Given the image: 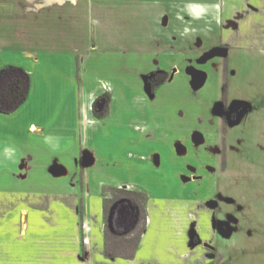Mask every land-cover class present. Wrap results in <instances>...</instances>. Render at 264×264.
<instances>
[{
    "label": "rangeland",
    "instance_id": "1",
    "mask_svg": "<svg viewBox=\"0 0 264 264\" xmlns=\"http://www.w3.org/2000/svg\"><path fill=\"white\" fill-rule=\"evenodd\" d=\"M112 8L109 5V9ZM76 16L71 18H78ZM86 17L91 19L94 31H98L101 17L94 13ZM122 17V33L134 28L127 25V21L133 20L135 25L141 18L131 9ZM114 18V13H106L107 31L113 28ZM110 39L114 38L107 37L102 42L97 37L95 42L74 46L79 64L61 47L56 50L55 57L39 52L30 56L19 49H0V64L19 61L31 73L32 85L29 98L19 109L9 115L0 109V146L14 148L23 143L26 148L38 149L39 139L34 131L29 132V126L36 124L41 130H61L62 123L70 117V130L77 135L76 146L90 149L86 155L88 166L100 158L103 172H98L104 174L101 179L114 174L124 183L90 188L91 201L103 200L104 214L95 217V223L105 234L109 232L111 254L130 255L145 228L142 223L136 230L121 234L131 218L129 203L123 214L116 213L114 226L111 225L117 204L128 201L121 199L129 197L123 192L126 182L129 185L135 181L136 185L127 188L139 192L138 203L146 209L149 203L152 205L170 195H178V184L187 180V183L197 181L195 185L199 186L190 184L183 193L187 196L192 193L211 208L215 203V220L228 225V230H235L230 238L218 239L226 255L219 253L214 264L221 263L224 255V264H264V10L256 14L245 29L233 31L229 44L221 40L209 47L199 42L191 43L182 48L183 55L179 54L174 42L167 48L175 56L163 58L156 53L155 56L148 54L154 48L152 44ZM135 52L138 57L133 56ZM82 57L86 60L82 61ZM10 66H3L0 72L4 73ZM110 71L116 74V82L101 79L109 77ZM155 74L160 77L155 91L149 93L146 88ZM97 81L106 92L96 98L89 97L92 84ZM102 96L110 98V103L98 108L94 104ZM227 106L241 107L229 111L230 117H236L243 110L239 121L229 125L224 122L222 112ZM89 112L99 119L90 121ZM138 125H147L149 130L138 134L146 129ZM130 138L136 142L133 144ZM160 150H172L179 155L169 156L171 165L164 169L166 174L178 177L180 169L177 168L186 163V169L171 182L170 189L163 187V180L151 177L154 172L149 168L142 167L151 164L152 168L161 169ZM151 151L154 154L146 157ZM135 153L137 156L132 155ZM40 154L41 162L50 157L45 151ZM197 168L201 169L199 173ZM2 175L0 172V180ZM211 219V223L214 222ZM82 224L84 231L90 230L86 220ZM116 236L125 238L122 244L114 239ZM203 237L207 239L208 234Z\"/></svg>",
    "mask_w": 264,
    "mask_h": 264
},
{
    "label": "crops",
    "instance_id": "2",
    "mask_svg": "<svg viewBox=\"0 0 264 264\" xmlns=\"http://www.w3.org/2000/svg\"><path fill=\"white\" fill-rule=\"evenodd\" d=\"M109 5L113 7L111 10ZM128 9L137 12L141 18L135 25L133 20L127 21L126 24L134 28L122 33V16ZM263 10L264 0H0V49H19L30 56L39 52L55 57L56 50L61 47L70 53V59L78 62L74 46L95 42L97 37L102 42L113 37L110 41L152 44L154 48L148 54L155 56L156 53L165 58L175 56L167 48L172 42L180 55L184 54L182 48L191 43L199 42L209 47L221 40L229 44L231 33L237 28L245 29ZM84 11L101 17L98 31H94L91 19L86 17L88 14L81 13ZM107 12L115 15L110 32L105 24ZM76 14L78 18L72 19ZM119 28L120 32H117ZM220 33L224 35L221 37ZM155 43L166 45L155 47ZM137 53L132 54L138 57ZM84 60L86 58L82 57ZM7 65L20 67L31 76L27 67L17 60L0 64V69ZM108 75L101 79L116 82L114 72L110 71ZM92 85L89 97L94 95L96 98L106 92L98 81ZM97 119L89 112L90 121ZM62 124L63 129L51 131L41 130L36 124L29 126V132L34 131L39 139L38 149L26 148L21 143L6 153L5 149L9 147L0 146V172H3L0 180L3 197L0 200V264H151V261L159 264H214L219 253L225 254L218 239L230 238L235 230H228V225L215 220V203L211 208L192 193L188 196L183 193L184 188L197 183H187L186 180L178 184V195L148 204L145 228L134 258L109 257L106 254L107 234L95 223V217L104 214L103 200L91 201L90 188L124 183L114 174L101 179L104 174H99L103 172L100 158L88 166L86 155L90 149L76 146L77 135L70 130V117ZM140 128L146 129L138 134L149 130L147 125ZM130 139L133 144L136 142L134 138ZM82 143L85 146V139ZM44 151L50 157L41 162L40 153ZM160 153L161 169L152 168L151 164L142 167L149 168L154 172L151 177L163 180V187L170 189L171 182L180 177L182 169H186V163L177 168L180 169L178 177L170 176L164 169L170 167L169 156L176 152L160 150ZM152 154L153 151L148 152L146 157ZM55 169H61L62 174H54ZM134 182L129 185L126 182L123 187L136 185ZM84 220L90 226L89 231L82 227ZM158 226L159 230H156ZM206 233L207 239L203 237ZM225 255H222V262L216 264H224Z\"/></svg>",
    "mask_w": 264,
    "mask_h": 264
},
{
    "label": "trees",
    "instance_id": "3",
    "mask_svg": "<svg viewBox=\"0 0 264 264\" xmlns=\"http://www.w3.org/2000/svg\"><path fill=\"white\" fill-rule=\"evenodd\" d=\"M10 74L11 76H9ZM3 75L4 76L6 75V76L3 77ZM30 83H31L30 74L24 71L22 68L10 66L7 69H5L4 73L0 72V109L1 111L9 114V113L14 112L18 107H20L28 97V93L30 90ZM102 98L99 97L96 100L95 106L98 102L102 100ZM95 114L97 117L102 118V116H99L97 112H95ZM123 192L129 194L130 199L136 200L134 197L131 196L135 194L131 192H126V191H123ZM141 221L142 223L145 224L146 214L145 216L142 217ZM142 232L137 238L136 246L134 247V250L132 251L130 255L128 256L113 255L109 251V246H107L106 254L109 257H123L127 259L133 258L135 254V249L137 248ZM109 235L110 234L108 232L107 233V243H109V238H111V236ZM114 239H116L119 242V244H122L121 241L124 240L125 238H120L116 236L114 237Z\"/></svg>",
    "mask_w": 264,
    "mask_h": 264
},
{
    "label": "flooded vegetation",
    "instance_id": "4",
    "mask_svg": "<svg viewBox=\"0 0 264 264\" xmlns=\"http://www.w3.org/2000/svg\"><path fill=\"white\" fill-rule=\"evenodd\" d=\"M160 76L158 75V74H155L154 76H152V78H150V80H149V84L151 85V88H152V90L154 89V91H155V83H156V81H157V79L159 78ZM103 98H102V100H101V103H103L104 104V108L105 107H107L108 105H109V103H110V98H107L106 96H102ZM96 102V101H95ZM95 105V104H94ZM228 108H223V112H222V117H223V120H224V122H226L228 125L230 124V123H232V122H235V121H237L238 119H239V117H240V114L243 112V110H240V114H239V116H234V117H230V115H229V111H234V110H236V109H239V108H241V107H236V108H230L229 106H227ZM94 110H95V108H94ZM96 111H94V113H95ZM181 148V147H180ZM183 150V149H182ZM197 172L199 173V168H197ZM123 189H125V190H123V191H126V192H131V193H133V194H135L134 195V198L136 199V200H133V199H130V197H127V198H121V199H128V201L127 202H120L119 203V209H118V212L117 213H120V214H123L124 213V211H125V208L126 207H128L127 206V204L128 203H131V204H133V206L136 208V220H135V223H136V226H132L131 228H129L128 230H126V227L128 226H126L125 227V231H123L122 233L120 232V231H118V230H114V232H116V233H121V234H123V233H128V232H130L132 229L133 230H135L137 227H138V225H142V221H141V219H142V217L143 216H145V214H146V209H145V207H143V208H141V206L139 205V203H138V197L140 196V194H139V192H137V191H134V190H130V188H126V187H124ZM127 203V204H126ZM132 216H133V210L131 209V218H132ZM122 219V218H121ZM131 220V219H130ZM130 220H129V222H130ZM121 222V221H120ZM129 224V223H128ZM134 225V224H133ZM195 241H197L198 242V238H196L195 239Z\"/></svg>",
    "mask_w": 264,
    "mask_h": 264
},
{
    "label": "water",
    "instance_id": "5",
    "mask_svg": "<svg viewBox=\"0 0 264 264\" xmlns=\"http://www.w3.org/2000/svg\"><path fill=\"white\" fill-rule=\"evenodd\" d=\"M146 89L148 90L149 93H151L152 88H151V85L150 84L147 85V88ZM96 107L103 108L104 107V104L101 103V101H100V102H98L96 104ZM240 119H241V117H239V119L237 121H239ZM53 172L56 175H61L62 174V170L61 169H55ZM129 207L133 210V216H132V218H130L131 220H130L128 226L126 227V230H128L129 228H131L133 226V224L135 223V220H136V208L131 203H129ZM118 209H119V204H117V206L115 207V209L113 211L112 222H111V225L112 226H114L113 225L114 224V218H115L116 213L118 212Z\"/></svg>",
    "mask_w": 264,
    "mask_h": 264
},
{
    "label": "clouds",
    "instance_id": "6",
    "mask_svg": "<svg viewBox=\"0 0 264 264\" xmlns=\"http://www.w3.org/2000/svg\"><path fill=\"white\" fill-rule=\"evenodd\" d=\"M5 152H6V153L11 152V149H10V148H6V149H5Z\"/></svg>",
    "mask_w": 264,
    "mask_h": 264
}]
</instances>
